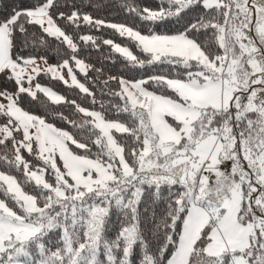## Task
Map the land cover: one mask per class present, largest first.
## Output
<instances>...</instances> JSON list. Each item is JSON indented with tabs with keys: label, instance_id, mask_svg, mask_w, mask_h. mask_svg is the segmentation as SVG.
I'll list each match as a JSON object with an SVG mask.
<instances>
[{
	"label": "snow or ice",
	"instance_id": "1",
	"mask_svg": "<svg viewBox=\"0 0 264 264\" xmlns=\"http://www.w3.org/2000/svg\"><path fill=\"white\" fill-rule=\"evenodd\" d=\"M105 47L123 72L85 55ZM0 82V264L127 260L135 223L103 228L145 187L169 191L166 264H264V0H18Z\"/></svg>",
	"mask_w": 264,
	"mask_h": 264
},
{
	"label": "trees",
	"instance_id": "2",
	"mask_svg": "<svg viewBox=\"0 0 264 264\" xmlns=\"http://www.w3.org/2000/svg\"><path fill=\"white\" fill-rule=\"evenodd\" d=\"M17 2L18 0H0V10L7 12V10ZM138 2L142 5L155 6L157 0H138ZM99 14L107 16L109 19L113 20V22H124L122 14L116 10H109ZM143 30L147 31V26H145ZM94 34L100 35L99 33ZM104 38H112L111 30H105ZM115 39L116 42L127 44L134 52L137 51L134 45L130 42L121 40L118 36L115 37ZM109 51L110 50L105 47L102 52L87 50L85 55H87L90 61L97 67L103 65L105 69L109 71V74L123 72L124 63L122 62V59H119L116 56L109 58ZM111 59H116L117 62L112 64ZM49 62L54 63L55 57H52ZM40 82L46 86L53 87L54 90L59 91L61 94L72 95V93L65 89L59 82L49 81L47 79H40ZM2 87L3 84L0 82V88ZM23 106L30 108L34 112H37V114H42L43 112V108L38 107L35 104L28 105L25 103ZM57 126L62 125L57 122ZM168 199L169 191L167 188H161L159 195H156L154 189L145 187L143 196L138 203L135 213L129 208L114 205L110 209L104 224L102 236L103 241L107 244L117 241L121 230L135 223L136 233L139 240L131 249L126 264H145L144 257L148 254L155 259L156 264H166L167 259L173 250L166 241L168 230L162 226V217L167 211ZM133 216H135V221H133ZM178 230L179 221L177 223V231ZM164 249H167V251ZM113 252L117 256L122 255V247L121 249H114Z\"/></svg>",
	"mask_w": 264,
	"mask_h": 264
},
{
	"label": "rangeland",
	"instance_id": "3",
	"mask_svg": "<svg viewBox=\"0 0 264 264\" xmlns=\"http://www.w3.org/2000/svg\"><path fill=\"white\" fill-rule=\"evenodd\" d=\"M108 254L109 253L106 251V245H102L100 252L98 253L99 264H107V261L105 260V256ZM111 254L114 256L116 264H126L127 260H125L123 254L120 256H117L114 252H112Z\"/></svg>",
	"mask_w": 264,
	"mask_h": 264
}]
</instances>
